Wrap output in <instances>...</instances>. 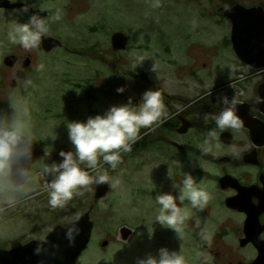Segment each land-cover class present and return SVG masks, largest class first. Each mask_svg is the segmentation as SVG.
Returning <instances> with one entry per match:
<instances>
[{"label":"rangeland","instance_id":"374dc122","mask_svg":"<svg viewBox=\"0 0 264 264\" xmlns=\"http://www.w3.org/2000/svg\"><path fill=\"white\" fill-rule=\"evenodd\" d=\"M36 3L45 10H54V17L46 23L49 33L62 29L68 38L73 31V54L63 50L45 54L39 48L25 51L20 45L12 44L8 32L15 23H25L27 19L24 15H11L5 9L0 10V123L18 128L45 143L49 153V158L44 161L45 169L62 161L61 151H75L67 124L86 121L103 114L113 105L127 103L129 97H134L135 75L140 70L153 76L156 83L164 84L166 90L209 88L216 83L212 68L216 58L233 56L227 19L201 16L204 12L197 11L192 0H73V10L70 0ZM72 18L73 29L68 21ZM214 19L221 25L217 31ZM204 26L211 29H204ZM116 33L128 37L126 50H113L112 37ZM193 43L203 45L204 54L199 51L202 58L198 64L213 63L203 73L205 81L202 83L189 75L179 78L168 64L175 62V58L185 59ZM149 46L156 47L158 56L165 61L156 60L147 48ZM167 46L172 53L166 52ZM205 53L210 61H206ZM13 55H33L29 84L10 86L16 79V68L5 66L4 60ZM120 86H125L126 91L121 94L123 96H116ZM155 156L154 150H131L121 152L120 163L115 169L102 161L96 170L81 165L91 175L106 173L110 191L96 203V184L93 183L79 189L80 194L74 195L63 208H53L49 204L54 174L44 170L45 185L39 188V191L43 190V196L35 199L44 200L46 217H61L63 223L71 219L74 222L93 208L91 219L96 224L97 243L92 244V241L81 255L79 264H137L138 259L149 254L158 256L161 248L183 255L186 264H229L227 253L231 239L227 237L220 241L215 237V233L225 227L228 214L213 199L217 194L208 176L213 174L210 172L213 167L208 161L203 163L191 157L186 160V157L172 155L169 150L163 151L159 160H155ZM170 165L171 173L187 169L193 174L196 169H202L206 175L205 190L208 193L214 191L205 205L206 216L202 220L206 231L200 241L183 232L186 219L180 232L171 228V238L167 230L160 231L167 226L155 219L159 207L155 197L159 188L153 185L154 177L163 170L171 171ZM124 225L137 230L129 243L119 239V230ZM105 240L109 241L108 247L102 246ZM209 244L214 246V255H203L201 250Z\"/></svg>","mask_w":264,"mask_h":264},{"label":"flooded vegetation","instance_id":"af4514ba","mask_svg":"<svg viewBox=\"0 0 264 264\" xmlns=\"http://www.w3.org/2000/svg\"><path fill=\"white\" fill-rule=\"evenodd\" d=\"M38 1L40 0H28L30 6L35 5V7H30L28 13L22 14L23 12L19 11L21 8L7 10V12L11 15H24L27 21L33 12H38L41 16L47 13L44 16L47 23L54 17V10L43 9L36 3ZM70 1L73 10V0ZM205 1L207 3H204ZM11 2L22 4L19 0L18 2L11 0ZM192 2L197 5V11L204 12L201 16L212 15V17L227 19L230 24V53L232 51L233 56L216 58L215 65L212 67L215 71L213 74L216 77V83L209 88L166 90L163 87L164 84L156 83L153 76L140 70L141 72L135 75L137 83L133 97L134 103H139L145 91L158 90L164 102L166 115L163 118V123L155 126L154 132L141 129L140 139L132 145V150L135 152L154 150L155 160L163 157V151L169 150L172 155L186 157V160L191 157L193 160L203 163L208 161L213 167L210 171L213 174L208 176L211 177L212 180H210L214 185L212 187L217 194L213 199L217 201L216 203H220L222 210L228 214L225 227L220 228V231L215 233V237L220 241L227 237L231 239V245L228 247L229 252H226L229 254V264H258L256 262L260 257L263 258L261 264H264V88L262 89L264 67H260L263 66L264 59H254L256 66L249 65L240 59L233 46V24L225 16L227 11L242 6L252 10V14L249 16L251 24L262 23L264 21V0H192ZM40 9L44 11L41 12ZM214 20V28L217 31L221 25L219 20ZM68 21L73 29V18ZM203 28L211 29L209 26ZM203 28L201 29L204 30ZM55 31L54 34L47 32L44 36L60 40L63 47L47 52L43 47V37L39 49L45 54H53L59 50L73 54V31L68 38L63 35L62 29ZM202 46V43H193L189 46L188 56L185 59L175 58V62L168 63L179 78L189 75L200 83L205 81L203 73L213 63L198 64L202 58L199 56V51L204 54ZM147 48H150L156 60L163 59L155 51L156 47L149 46ZM166 52L172 53L169 46L166 47ZM16 56L19 58L13 67V69L16 68V78L20 70L27 74V81H17V86L23 83L29 84V69L33 65L34 57L33 55ZM205 59L210 61L206 53ZM25 61H29V65L23 69ZM118 95L123 96L121 94L116 96ZM225 97L229 101L227 105L221 102ZM233 98L236 100L237 115L239 118L245 119L252 129L245 127L242 123L239 129L228 128L221 131L217 128L213 117L218 116L226 107H231ZM206 115L208 116L207 121L204 119ZM0 125L13 129V127L4 126L1 123ZM213 131L215 134L210 135ZM20 133L37 143L45 154L31 160L30 156L41 153V150L36 146H28L29 155L24 156L25 160L23 156L21 161L14 162L12 160L10 168L6 172H0V264H28L27 253L29 251L39 253L47 238L57 228H68L73 224V219L63 223L61 217L59 219L46 217L44 200L35 199L43 196V194L41 195L43 190L39 191V188L45 185L44 161L49 158V153L45 143L40 139L22 131ZM193 133V137H190ZM185 162L188 163V161ZM14 172L22 176L27 174L23 184L14 183ZM171 172L173 171L163 170L154 177L156 179L153 185L159 188L156 195L171 193L178 197L179 188L173 187V185L182 187V181L186 175H191L198 184L205 188L206 175L202 169H196L193 174L187 169L180 173L178 171ZM224 177H230V179L223 188L220 182ZM212 193L214 191L209 194ZM228 200H230L229 207L227 206ZM177 204L182 210L188 212L183 232L195 241H200L206 231V228L204 229L205 221L202 220L206 216V207L203 209L192 208L189 201L185 200L181 203L179 199H177ZM95 230L96 224L94 223L90 244L92 241V244L97 243ZM163 230H167L171 238L173 230L170 228L169 231L168 227H165L160 231ZM136 233L135 228L124 225L119 230V239L129 243ZM125 236H128L127 240L124 239ZM104 242H108V245L105 246L108 247L109 241H103L102 246ZM212 246L211 244L205 246V250H201V253L209 256L214 255V246ZM135 260H137L136 257Z\"/></svg>","mask_w":264,"mask_h":264},{"label":"clouds","instance_id":"9594fccd","mask_svg":"<svg viewBox=\"0 0 264 264\" xmlns=\"http://www.w3.org/2000/svg\"><path fill=\"white\" fill-rule=\"evenodd\" d=\"M18 2V0H16ZM23 7L19 10L28 13V0H19ZM158 6V5H156ZM43 12V9H40ZM48 32L46 20L38 12H33L25 23H15L8 32L12 44H18L25 51L39 48L42 38ZM155 70V68L153 69ZM118 94L126 91L125 86L116 89ZM227 105L225 97L221 101ZM231 107H226L218 116H214L215 124L221 131L231 128L239 129L241 120L236 113V100L233 98ZM166 115L164 102L158 90L149 89L142 94L139 103H134L132 97L127 103L113 105L103 114L89 117L86 121H72L67 124L69 139L75 151L60 152L62 161L53 163L45 171L54 174L50 183L49 204L53 208H63L74 195L80 194L79 189L93 183L100 185L109 181L106 173L97 172L91 175L87 169L96 170L99 163L108 164L115 169L121 160V152L132 150V145L140 139L141 129L155 131V126L163 123ZM207 121L208 116L204 117ZM214 131L210 135H214ZM207 150V149H205ZM28 146L18 128L0 130V172H6L12 163L13 156H28ZM86 165V168L81 167ZM171 170V165L169 166ZM179 188V196L171 193H160L155 197L158 214L155 219L162 226H167L180 232L181 226L188 216L177 204L189 201L192 208L203 209L209 201V193L198 184L191 175H186ZM152 233L149 230V238ZM71 238V232H69ZM137 264H186L183 255L167 248L159 249L158 256L147 255L140 258Z\"/></svg>","mask_w":264,"mask_h":264},{"label":"water","instance_id":"95a60500","mask_svg":"<svg viewBox=\"0 0 264 264\" xmlns=\"http://www.w3.org/2000/svg\"><path fill=\"white\" fill-rule=\"evenodd\" d=\"M23 4H14L11 0H0V10H12L22 8ZM252 14V10L246 9L242 6H237L226 12L225 16L231 20L233 24L232 29V41L234 50L240 59L252 66H256L254 59L263 58L264 59V21L259 24H251L249 22V16ZM44 14L42 17L46 16ZM128 37L123 33H116L112 37V48L114 51L126 50L128 47ZM43 47L47 52L52 51L56 48L63 47L60 40L54 39L50 36H44ZM19 58L16 55L9 56L5 58L4 64L9 68H13L18 62ZM29 65V61L23 62V69ZM260 67H264L260 66ZM17 81L25 82L27 81V74L20 70L17 74V78L11 82V87L17 86ZM264 85L262 86V89ZM242 125L245 127H251L245 119L240 118ZM0 130H11L10 128H5L0 125ZM25 141V146H36L41 150V153L31 155L30 159L34 157H41L45 153L41 147L29 140L27 137L22 136ZM24 159V156H23ZM12 160L18 162L22 160V156H13ZM25 160V159H24ZM28 170V167H26ZM27 178V174L23 176L14 172L13 180L17 185L23 184ZM230 177H224L221 179V186L224 188L229 182ZM110 191V182L97 185L96 184V194L95 202L104 199ZM227 206H230V200L227 201ZM93 208L73 222V224L68 227L57 228L46 240V243L42 247L41 251L38 253H32L29 251L27 253L28 264H78V261L84 251L89 247L91 238L93 235L94 222L91 219V213ZM69 232H71V238L69 237ZM130 233V232H128ZM125 240L128 236L124 237ZM108 242H104L103 246H107ZM262 257L256 262H262Z\"/></svg>","mask_w":264,"mask_h":264}]
</instances>
